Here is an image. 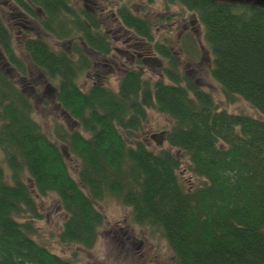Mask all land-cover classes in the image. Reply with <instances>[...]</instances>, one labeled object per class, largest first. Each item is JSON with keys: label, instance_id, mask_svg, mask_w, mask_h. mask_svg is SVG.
Masks as SVG:
<instances>
[{"label": "trees", "instance_id": "trees-1", "mask_svg": "<svg viewBox=\"0 0 264 264\" xmlns=\"http://www.w3.org/2000/svg\"><path fill=\"white\" fill-rule=\"evenodd\" d=\"M165 1L198 16L225 100L241 97L264 116V9ZM14 2L34 17L39 9L41 27L55 41L71 42L56 49L26 36L23 48L44 76L58 79L57 103L80 129L55 121L52 139L34 118L33 101L0 69V264H72L32 237L31 221L44 217L37 200L50 194L66 215L56 236L62 245L91 247L103 225L96 202L114 197L130 207L134 224L166 240L175 264H264V118L219 109L160 42L154 45L166 61L164 78L152 81L128 66L116 90L101 82L83 90L78 79L92 69V53L112 52L99 19L70 0ZM117 19L153 41L151 22L127 5ZM0 49L27 72L1 16ZM148 112L172 121L167 148L151 150L138 138ZM58 144L78 161L76 175Z\"/></svg>", "mask_w": 264, "mask_h": 264}, {"label": "rangeland", "instance_id": "rangeland-1", "mask_svg": "<svg viewBox=\"0 0 264 264\" xmlns=\"http://www.w3.org/2000/svg\"><path fill=\"white\" fill-rule=\"evenodd\" d=\"M70 2L72 7H82L83 10L99 19L100 29L109 35L112 46V53L109 56L92 53V69L84 72L78 79V85L83 90L97 82L116 90L119 74L128 66L140 68L145 72V77L152 81L161 78L166 61L154 45L155 42H160L176 57L181 72L213 96L219 109L264 118L247 102L238 99L234 103H228L223 97L218 82L211 74L213 54L205 42L204 27L193 11L181 4L167 3L165 0H70ZM126 5L135 14L145 17L153 25L151 43L137 37L131 29L125 28L117 19L118 7ZM34 10L37 14L35 17L25 12L14 0L10 2L0 0L1 19L12 32L15 50L25 63L27 72H19L5 58L1 49L0 69L30 97L34 103V118L53 139L51 132L56 125L55 121L69 130H79L80 126L71 120L57 103L55 80L58 81V79L47 78L43 71L31 63L23 48V41L26 36H39L46 38L56 49H69L71 42H68L69 40L55 41L53 36L40 25L39 19L43 16L41 11L37 8ZM187 35L190 42L197 48L182 45L183 38ZM135 51L142 53L143 56L150 51L162 66L157 65L156 62H143L141 57L135 56ZM148 114V123L138 138L143 140L151 150L167 148L168 144L164 136L157 134L169 128L172 121L155 112H148ZM58 145L63 149L69 170L76 175L78 161L70 155L65 145ZM0 158H2L1 153ZM182 163L184 165H182L181 173L188 178L189 175L184 168L185 163ZM37 201L44 217L31 221L35 231L32 237L35 241L46 245L49 250L71 260L72 264H166L164 256H173L166 240L157 233H153L147 226L134 224L130 218V207L121 204L114 197L96 202V207L103 216V225L99 227L96 240L89 248L76 244L58 243L56 236L61 230L66 215L55 194L39 198ZM125 245L127 250L123 251Z\"/></svg>", "mask_w": 264, "mask_h": 264}, {"label": "flooded vegetation", "instance_id": "flooded-vegetation-1", "mask_svg": "<svg viewBox=\"0 0 264 264\" xmlns=\"http://www.w3.org/2000/svg\"><path fill=\"white\" fill-rule=\"evenodd\" d=\"M9 2H10V0H9ZM12 4V3H11ZM84 5H87V4H84ZM183 44V46H186V47H189V48H193V46H195L196 48H197V46L194 44L193 45V43L192 42H190V40H189V38H188V35L185 37V38H183V42H182ZM181 44V43H180ZM181 48H182V46H181ZM200 49V48H199ZM195 52H197V50H195ZM147 54H146V56H143V54L142 53H139L138 51H135L134 52V54H135V56L137 55V57L139 58V57H141V60L143 61V62H149V63H153V62H156L157 63V65H161V63L158 61V59L153 55V53H151L150 51H147L146 52ZM134 62V61H133ZM162 66V65H161ZM130 225V224H129ZM134 242V241H133ZM139 243V242H138ZM131 245H133V244H131ZM125 250H127V245H125V247L123 248V251H125ZM164 258L166 259V264H175V260H174V256H164Z\"/></svg>", "mask_w": 264, "mask_h": 264}, {"label": "water", "instance_id": "water-1", "mask_svg": "<svg viewBox=\"0 0 264 264\" xmlns=\"http://www.w3.org/2000/svg\"><path fill=\"white\" fill-rule=\"evenodd\" d=\"M212 1L231 4V5L242 4V5L251 6L253 8L264 9V0H212Z\"/></svg>", "mask_w": 264, "mask_h": 264}, {"label": "bare ground", "instance_id": "bare-ground-1", "mask_svg": "<svg viewBox=\"0 0 264 264\" xmlns=\"http://www.w3.org/2000/svg\"><path fill=\"white\" fill-rule=\"evenodd\" d=\"M238 99H241V100H243V101H245L243 98H241V97H236V100H238ZM236 100H234V102L236 101ZM233 102V103H234ZM245 102H247V101H245ZM248 103V102H247ZM250 106H252L250 103H248ZM253 107V106H252Z\"/></svg>", "mask_w": 264, "mask_h": 264}]
</instances>
